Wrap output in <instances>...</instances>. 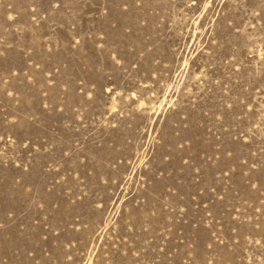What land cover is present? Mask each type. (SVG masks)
Returning <instances> with one entry per match:
<instances>
[{
	"label": "rangeland",
	"instance_id": "rangeland-1",
	"mask_svg": "<svg viewBox=\"0 0 264 264\" xmlns=\"http://www.w3.org/2000/svg\"><path fill=\"white\" fill-rule=\"evenodd\" d=\"M0 264H264V0H0Z\"/></svg>",
	"mask_w": 264,
	"mask_h": 264
}]
</instances>
